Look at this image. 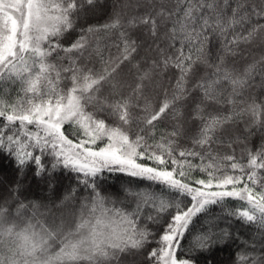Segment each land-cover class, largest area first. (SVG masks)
<instances>
[{"label": "snow or ice", "instance_id": "6c2138e0", "mask_svg": "<svg viewBox=\"0 0 264 264\" xmlns=\"http://www.w3.org/2000/svg\"><path fill=\"white\" fill-rule=\"evenodd\" d=\"M96 2L0 0V154L7 153L18 172L33 164L41 177L62 168L90 189L71 225L63 219L49 224L38 217L35 203L30 217L20 203L15 218L8 202L0 203V264H121L152 242L156 246L147 252L148 264H197L196 255L231 236L219 228L221 217L213 215V207L264 235V145L253 150L245 143L238 156L233 145L240 138L220 135L245 117L251 121H244L245 131L264 129V99L247 91L256 75L264 78V65L254 62L240 72L226 66L224 55L210 63L207 53L213 39L222 53L235 55L241 44L264 36V0H171L170 5L147 0L142 15L125 23L116 12L102 25L81 29L70 45L61 43L80 13L94 9ZM169 24L163 36L167 48L157 45L159 59L145 70L132 65L135 85L128 84L131 91L123 95L118 77L138 47L128 29L143 27L155 39L159 28ZM101 32L115 36L110 45L101 44ZM198 63L213 71L190 89ZM169 69L176 70L175 82L157 104L154 95L145 93V81L151 84ZM9 84L18 85L14 100L5 87ZM155 87H161L159 81ZM196 90L202 94L193 110L199 130L187 137L190 145H182L178 104ZM205 101L227 105L228 111H205ZM169 116L177 123L171 131L159 130ZM219 146L232 151L221 153ZM45 156L52 158L50 168ZM105 173L126 178L119 203L134 202L130 211L102 194ZM228 200L242 203L226 210ZM234 264H264V255L240 252Z\"/></svg>", "mask_w": 264, "mask_h": 264}, {"label": "trees", "instance_id": "16d2710c", "mask_svg": "<svg viewBox=\"0 0 264 264\" xmlns=\"http://www.w3.org/2000/svg\"><path fill=\"white\" fill-rule=\"evenodd\" d=\"M141 7H136L137 4ZM147 3V0H97L94 9L81 12L75 21L74 29L65 33L61 38V43L65 46L70 45L80 35L81 29H86L89 25H102L106 23L114 13L119 12L123 17L125 23L133 15H142L145 11L143 5ZM165 3L171 4V0H165ZM171 25L161 26L159 28V35L154 39L149 32L143 27H137L135 29H128L130 37L136 41L138 47L137 52L134 54L132 62L125 64L123 71L120 73L118 80L123 85L121 91L123 95H128L131 91L127 85H135L136 69L132 67L133 64L139 63L140 69L145 70L151 66L153 60L159 59V48H167L168 41L163 39L164 33L167 32V28ZM98 38L102 45H110L115 39L114 35H106L101 32L98 34ZM178 46V44H177ZM114 55L115 48L110 49ZM169 52L172 49H168ZM108 49H105V55H107ZM207 53L209 55L210 63H215L216 58L220 55H224L226 66L234 68L237 71L242 72L247 66L254 62H261L259 66L264 65V36L258 37L248 44H241L237 49L235 55L225 54L221 52V44L218 39H213L211 44L207 47ZM55 59V57H53ZM95 61V58L93 62ZM83 62V61H82ZM66 64L67 61H64ZM91 66V64H90ZM99 67V64H96ZM175 69H169L162 76L157 74L152 83L149 84L145 81L146 88L145 93L150 96L156 97V103L163 98L165 89L169 92L175 82ZM212 68L203 63H198L194 66L193 74L189 78L188 87L192 86L207 74H211ZM159 81L161 87L156 88L155 84ZM8 89V96L10 99H15L18 85H6ZM2 90V89H0ZM108 89H105V94L108 93ZM250 95L257 97L258 99H264V78L260 75H256L253 81V87L247 90ZM202 94L199 90L191 92L188 98L178 104L181 108L182 116L179 119V123L183 130V135L179 138L182 145H190L191 141L187 137L195 135L200 126V122L197 119H193V110L196 104L200 103ZM205 111H228V106L224 105L223 108L219 105L210 104L207 101L202 105ZM245 120L250 124L251 121L248 117L244 120L232 125H227L220 135L225 139L240 138V141L236 142L233 147L236 155H240L241 150L246 143L247 146L253 150L264 145V129L259 127H252L250 131H245ZM111 122V120H109ZM177 121L172 120L169 116L159 123V130L171 131L174 124ZM67 134L70 138L75 139L74 130L70 126H66ZM218 150L221 153H230L232 150L226 146H219ZM51 157L45 156L44 163L50 168ZM34 165L29 164L23 170L18 172L16 164L11 157L7 156V153L0 154V203L7 201V208L11 215L15 218L16 209L20 203L27 205L23 209L25 217L32 216V205L38 204L37 209L38 217L45 219L49 224L53 221L56 225H59L61 219H63L67 225H71L74 222L75 215L78 212L80 203L84 197L90 195V189H86L84 185L80 184L77 179V175L66 169L58 168L54 173H45L41 177H37L34 173ZM199 175V173H197ZM125 177H117L114 174H104V178L100 184L102 194L114 201H117V207H124L127 210H131L135 204L131 201H125L123 205L119 201L124 200L123 182ZM147 182L140 183V187H145ZM19 184L18 191L16 189ZM157 192L160 191L158 186H153ZM67 198V199H66ZM240 203L236 200L226 201V210H235ZM214 216H220L218 226L220 229H227L231 236L223 243H218L210 248L208 251L196 255L197 264H234L236 256L240 252L247 251L250 255L260 256L264 255V235L262 230L258 229L255 225L245 224L243 221L236 219L235 217L226 216L224 212L218 207L212 209ZM147 227L153 231L157 230V226L151 224L148 221H144ZM163 223V221H161ZM204 223L203 218L194 226L195 230H199ZM191 240V235L184 242V247L187 248ZM155 242H152L146 246L142 254L127 255L122 258L121 264H148L147 252L151 248L155 247Z\"/></svg>", "mask_w": 264, "mask_h": 264}]
</instances>
